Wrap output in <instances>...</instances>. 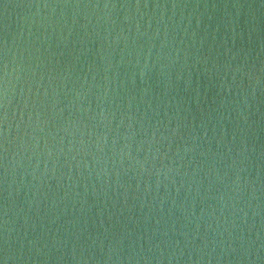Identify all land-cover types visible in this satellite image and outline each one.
Here are the masks:
<instances>
[{
	"label": "water",
	"instance_id": "water-1",
	"mask_svg": "<svg viewBox=\"0 0 264 264\" xmlns=\"http://www.w3.org/2000/svg\"><path fill=\"white\" fill-rule=\"evenodd\" d=\"M0 264H264V0H0Z\"/></svg>",
	"mask_w": 264,
	"mask_h": 264
}]
</instances>
